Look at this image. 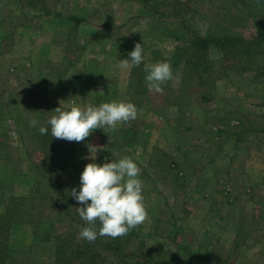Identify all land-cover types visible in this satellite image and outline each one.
I'll return each instance as SVG.
<instances>
[{"label":"rangeland","instance_id":"374dc122","mask_svg":"<svg viewBox=\"0 0 264 264\" xmlns=\"http://www.w3.org/2000/svg\"><path fill=\"white\" fill-rule=\"evenodd\" d=\"M262 21L264 0H0L6 262L264 264V42L201 55L189 32L251 40ZM137 43L141 65L118 69ZM157 62L173 72L160 93L145 81ZM112 101L137 118L52 139L51 111ZM86 144L107 148L98 164L128 156L141 168L147 217L125 235L88 242L71 222ZM63 241L73 254H57Z\"/></svg>","mask_w":264,"mask_h":264},{"label":"clouds","instance_id":"9594fccd","mask_svg":"<svg viewBox=\"0 0 264 264\" xmlns=\"http://www.w3.org/2000/svg\"><path fill=\"white\" fill-rule=\"evenodd\" d=\"M143 45L137 43L128 53V58L119 59L116 67L131 70L139 67L143 61ZM145 81L149 90L162 92V85L173 79L171 66L167 62H157L147 68ZM102 92V91H101ZM137 108L131 102L112 101L99 106L73 105L68 109L56 108L55 114L47 120L53 138L66 141H85L97 129L116 128L137 118ZM35 126V122H33ZM41 135L48 134L47 127H40ZM88 155L81 175L80 184L71 190V196L79 204L78 214L87 222L79 232L80 238L93 242L98 236L116 238L127 234L147 217L143 196V182L140 179L141 168L128 156L118 161L96 162L97 153L107 151L100 145L86 144ZM90 201V203H89ZM97 221L100 224L96 228Z\"/></svg>","mask_w":264,"mask_h":264},{"label":"trees","instance_id":"16d2710c","mask_svg":"<svg viewBox=\"0 0 264 264\" xmlns=\"http://www.w3.org/2000/svg\"><path fill=\"white\" fill-rule=\"evenodd\" d=\"M146 1V0H144ZM187 30L188 27H187ZM190 33L193 34V38H192V44L194 47H196V49H198L199 53L201 55H203V50L206 51L209 49L210 45H214L215 47H218L220 49H222L223 51H237V50H242L243 48H246L247 46H254V45H260L262 42H264V21H262L261 23H259L256 26V34L253 38H251V40H247L244 39L243 37H233V36H226V35H221V36H209L206 38H202L200 36H198L195 32L193 33L192 31L189 30ZM56 168V167H55ZM54 168V170H55ZM58 171V169H56ZM60 188V187H58ZM62 195V194H61ZM68 208V203H66L65 205ZM76 215L78 216V214L76 213ZM81 220V219H80ZM71 222L73 224H75L78 227H81V225L83 224L86 227V224L83 220L78 221V219H74L71 218ZM4 230L2 227H0V246H2V251H1V258H0V264H8L6 262V258L9 256L4 252V250L7 248L8 251V245L7 244H3L7 242V234L3 233ZM3 239V240H2ZM65 242V243H64ZM60 243V242H59ZM62 244H60L57 251V254L62 253V256L64 255H68V254H73L74 253V246L72 245V243H68L67 241H63L61 242ZM58 246V244H57ZM194 260V259H193ZM71 264L68 262H60L59 260H53V262L51 261V263L49 264ZM31 264H48V263H31Z\"/></svg>","mask_w":264,"mask_h":264}]
</instances>
